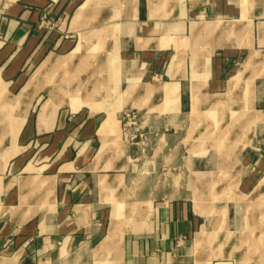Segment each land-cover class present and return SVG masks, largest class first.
Masks as SVG:
<instances>
[{"label": "crops", "instance_id": "obj_1", "mask_svg": "<svg viewBox=\"0 0 264 264\" xmlns=\"http://www.w3.org/2000/svg\"><path fill=\"white\" fill-rule=\"evenodd\" d=\"M204 105L252 107L247 129L218 132L245 139L233 171L251 164L264 139V0H0V264H197L213 216L195 209L189 179L214 172L185 145L189 131L178 144L175 129L156 130L140 155L120 146L118 119L172 127L188 109L190 127ZM33 141L40 160L23 161ZM135 169L153 181L143 197ZM232 202L224 249L240 251L232 264H264Z\"/></svg>", "mask_w": 264, "mask_h": 264}, {"label": "rangeland", "instance_id": "obj_2", "mask_svg": "<svg viewBox=\"0 0 264 264\" xmlns=\"http://www.w3.org/2000/svg\"><path fill=\"white\" fill-rule=\"evenodd\" d=\"M36 77L38 76L36 75L35 78ZM145 83L153 82L146 81ZM187 108L188 107H186V109ZM263 108L264 107H259L258 110ZM250 110H252V107L247 105L198 106V111L194 118H192V115L189 114L190 127L186 117L188 109L185 111L187 112L186 115L180 119L181 122H176V126L172 127L154 125L148 128L145 126L144 120L135 112L121 114L118 119L120 122V146L123 145L129 151H133L136 154L139 153L140 155L144 153L147 147L157 138L158 133H156V130L165 132L175 129L177 131L178 144L184 138L186 132L189 131L186 139L184 140L185 145L189 148L191 153L195 154L196 159L202 160L203 156H205L204 161H206L205 166L207 167V172H214H194L190 175L189 179V188L193 191V195L195 194L194 206L196 204L200 205V208L204 209V211L209 210L210 215L213 216V220L212 218H209V224L206 231L207 234L205 235L204 242L200 245V247H196L195 249L197 264H200V261H202L203 264H232L234 260L240 259V251H237V255L235 256V250L233 249L232 245L230 248L224 249V243H226L225 245L227 247L230 245L228 240L227 242H224L223 234V223L225 222L227 214L225 204L232 202L233 198L235 199L236 196L233 194L234 192L243 195L249 194L255 187L257 188L261 180L264 179V139H257L259 142V147L262 149L256 152L257 157L255 160L247 166L244 165L242 170L233 171L232 168L234 164L231 159L233 154L230 152L233 151L235 141L241 140L244 142L245 139L233 137H222L219 139L216 137L218 136L219 131L233 130L235 128L247 129L249 126L248 119L252 114V111ZM261 116L264 118V114ZM235 119L237 121H235ZM259 127L260 129H263L264 125ZM212 134H214V136H212ZM39 148L40 145H37V143L33 141L30 145L28 153L23 154V161L26 160L27 162L31 160L32 162H38L40 160V153L38 151ZM137 158L138 156L134 155L131 157V160H137ZM136 164L137 163H135V165ZM218 167H222V169L219 170ZM138 172H140L138 169L133 171L132 179H135V181L138 183L137 196L143 197L145 191H147L149 188H152L153 181L151 180L152 183L147 179L144 181L138 176ZM160 172L163 179H167L168 176L174 177L175 175H180V171L177 170ZM212 174L215 175L209 179L208 176ZM241 177L249 178L251 185L248 187L237 186L239 181L238 179ZM185 181L186 179L183 175L180 176L179 180L176 182V186L179 189L178 195L183 193ZM211 181L214 183V185L209 186L208 184ZM146 182H150V184H147ZM165 182L167 183L168 181L165 180ZM202 185L207 186L201 187ZM256 188L254 189L253 193L255 192ZM161 189L162 192L173 191V189L170 190L167 186H161ZM255 196V199L252 198L254 199L252 201L242 200L245 198L237 197L242 199L232 202L231 209L232 211L233 209L237 211L238 219H240L238 226L242 224L247 226L250 225L257 232L256 236L259 248L257 251H254V253L256 254V259L264 262V242H262V240L264 241V188L262 189L260 195L258 194L257 196V194H255ZM199 198H202V200ZM195 199H197L198 202H195ZM131 213L129 214L131 215ZM230 225L233 227L234 223H231ZM204 243L206 247L201 250ZM219 245H221V248H219Z\"/></svg>", "mask_w": 264, "mask_h": 264}, {"label": "bare ground", "instance_id": "obj_3", "mask_svg": "<svg viewBox=\"0 0 264 264\" xmlns=\"http://www.w3.org/2000/svg\"><path fill=\"white\" fill-rule=\"evenodd\" d=\"M81 13V12H80ZM116 34V33H115ZM75 56V55H74ZM63 60V59H62ZM65 60V59H64ZM49 62H50V60H48ZM61 61V60H60ZM48 62V63H49ZM57 64V63H56ZM179 64V63H178ZM177 64V65H178ZM51 65V64H50ZM53 69V68H52ZM81 70V69H80ZM42 71V67L38 70V72H37V76L40 74V72ZM54 71V70H53ZM63 71V70H62ZM73 71H75V70H73ZM47 72V71H46ZM54 73V72H53ZM94 73V72H93ZM57 74V73H56ZM67 74V73H66ZM96 74V73H95ZM47 75H48V73H47ZM67 76V75H66ZM50 78V77H49ZM32 79H34V78H32ZM46 80H48L47 78H46ZM53 80V79H52ZM75 80V79H74ZM82 81V80H81ZM52 82H54V81H52ZM51 82V83H52ZM67 82V81H66ZM98 82V81H97ZM48 83V82H47ZM55 83V82H54ZM101 83V82H100ZM57 84V83H56ZM87 85V84H86ZM99 85V84H98ZM28 86V85H27ZM68 86V85H67ZM233 86V85H232ZM90 87V86H89ZM29 88V87H28ZM72 88V87H71ZM92 88V87H91ZM85 89V88H84ZM75 90V89H74ZM73 90V91H74ZM81 90V89H80ZM105 90V89H104ZM25 91V90H24ZM72 92V91H71ZM79 92V91H78ZM82 92V91H81ZM84 92V91H83ZM66 93V92H65ZM73 93V92H72ZM76 93V92H75ZM81 94V93H80ZM67 95V94H66ZM65 95V96H66ZM85 95V94H84ZM70 96V95H69ZM68 96V97H69ZM72 96V95H71ZM73 97V96H72ZM152 97V96H151ZM153 97H154V95H153ZM65 98V97H64ZM58 99V98H57ZM86 99H87V96H86ZM85 102V101H84ZM197 111H198V106H193L192 107V112H191V115H192V118H194L195 117V115H196V113H197ZM212 136H214V134H212ZM216 138H222V137H220L219 135L216 137ZM218 144H219V142H218ZM223 144V143H222ZM213 175H215V174H212V175H210V176H208L209 177V179L213 176ZM217 176V175H216ZM215 178V177H214ZM209 186H212V185H214V183L211 181V182H209V184H208ZM217 185V184H216ZM264 188V179L263 180H261V182H260V184L257 186V188H256V190H255V192L254 193H252V195L253 196H255V194H257V196H258V194L260 195V193H261V191H262V189ZM211 191V190H210ZM217 192V191H216ZM215 192V193H216ZM195 193V192H194ZM194 196H195V194H194ZM196 198V197H195ZM200 200H201V198H199ZM234 199V198H233ZM236 199V198H235ZM237 200H241V198H237ZM242 200H244V199H242ZM245 200H247V199H245ZM195 202H198V200L197 199H195ZM200 205H198V204H196L195 205V207H196V210L197 211H199L200 212V207H199ZM209 212V211H208ZM253 212V211H252ZM201 213V212H200ZM203 213V212H202ZM222 216H223V214H222ZM224 217V216H223ZM205 232V231H204ZM204 240H205V236L203 235V234H199V235H197L196 236V239H195V241H196V247H200V245L204 242ZM262 242H264L263 240H262Z\"/></svg>", "mask_w": 264, "mask_h": 264}]
</instances>
